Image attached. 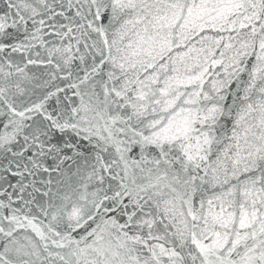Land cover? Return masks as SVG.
<instances>
[{
  "label": "snow or ice",
  "instance_id": "snow-or-ice-1",
  "mask_svg": "<svg viewBox=\"0 0 264 264\" xmlns=\"http://www.w3.org/2000/svg\"><path fill=\"white\" fill-rule=\"evenodd\" d=\"M0 264H264V0H0Z\"/></svg>",
  "mask_w": 264,
  "mask_h": 264
}]
</instances>
